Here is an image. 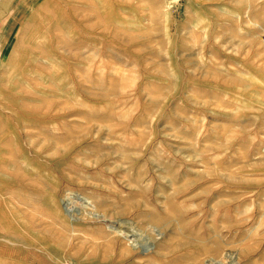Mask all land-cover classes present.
Segmentation results:
<instances>
[{
    "label": "rangeland",
    "instance_id": "1",
    "mask_svg": "<svg viewBox=\"0 0 264 264\" xmlns=\"http://www.w3.org/2000/svg\"><path fill=\"white\" fill-rule=\"evenodd\" d=\"M0 264H264V0H0Z\"/></svg>",
    "mask_w": 264,
    "mask_h": 264
},
{
    "label": "bare ground",
    "instance_id": "2",
    "mask_svg": "<svg viewBox=\"0 0 264 264\" xmlns=\"http://www.w3.org/2000/svg\"><path fill=\"white\" fill-rule=\"evenodd\" d=\"M124 228V227H123ZM127 232V231H126ZM125 233V232H124ZM127 233H129V231L127 232ZM126 236H127V234H126Z\"/></svg>",
    "mask_w": 264,
    "mask_h": 264
}]
</instances>
